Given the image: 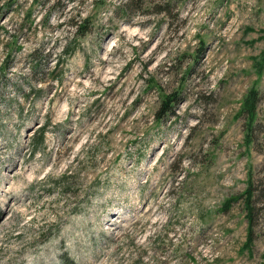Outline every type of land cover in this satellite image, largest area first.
Masks as SVG:
<instances>
[{"label": "rangeland", "instance_id": "obj_1", "mask_svg": "<svg viewBox=\"0 0 264 264\" xmlns=\"http://www.w3.org/2000/svg\"><path fill=\"white\" fill-rule=\"evenodd\" d=\"M124 1L0 0V264H264V0Z\"/></svg>", "mask_w": 264, "mask_h": 264}, {"label": "trees", "instance_id": "obj_2", "mask_svg": "<svg viewBox=\"0 0 264 264\" xmlns=\"http://www.w3.org/2000/svg\"><path fill=\"white\" fill-rule=\"evenodd\" d=\"M131 0H125L124 4H128ZM162 6L160 7V9ZM82 29L80 32H84L86 30V24L84 23ZM255 89H250L246 95L245 103L242 106V109L245 111V115L247 114L246 119V129H245V138L252 139L253 138V132H252V117L254 113V107L256 106L257 97L255 94ZM178 92L174 91L173 93H168L164 96H162V100L160 102V105L158 107L157 116L161 117L165 112L172 111L173 103L176 100ZM253 114V115H252ZM251 115V116H250ZM262 190H264V182L262 187H257L254 181L253 177H249L246 186L244 187L243 191H240L238 193V196H242V207L244 208V214L246 218V244L249 243V241L254 237L255 235V228H254V220H255V200H257L256 195H258V192L262 193ZM61 260L63 264H74L73 258H71L69 255L65 254V252L61 253Z\"/></svg>", "mask_w": 264, "mask_h": 264}]
</instances>
